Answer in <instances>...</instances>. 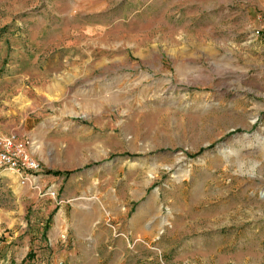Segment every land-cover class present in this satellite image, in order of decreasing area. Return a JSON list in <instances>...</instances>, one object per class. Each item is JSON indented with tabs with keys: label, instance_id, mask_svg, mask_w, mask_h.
<instances>
[{
	"label": "rangeland",
	"instance_id": "obj_1",
	"mask_svg": "<svg viewBox=\"0 0 264 264\" xmlns=\"http://www.w3.org/2000/svg\"><path fill=\"white\" fill-rule=\"evenodd\" d=\"M10 133L144 211L102 264H264V0H0ZM50 198L0 176V264H49Z\"/></svg>",
	"mask_w": 264,
	"mask_h": 264
},
{
	"label": "crops",
	"instance_id": "obj_2",
	"mask_svg": "<svg viewBox=\"0 0 264 264\" xmlns=\"http://www.w3.org/2000/svg\"><path fill=\"white\" fill-rule=\"evenodd\" d=\"M90 176L91 174L83 172H75L68 177L49 174L39 176L41 184L49 186L57 195V199L50 198L55 212L44 244L48 250L49 264H102L112 258L123 259L139 254L141 250L137 244L136 251H129L122 238L113 239L104 222L110 220L132 237L136 234L144 235V211L141 207L130 211L128 200L121 201V204L111 200L105 207L101 203H95L92 198L77 197L84 188L81 185L77 188L76 183ZM13 192L16 195V191ZM61 235H65L66 239L61 240ZM138 260L134 263L137 264Z\"/></svg>",
	"mask_w": 264,
	"mask_h": 264
},
{
	"label": "built area",
	"instance_id": "obj_3",
	"mask_svg": "<svg viewBox=\"0 0 264 264\" xmlns=\"http://www.w3.org/2000/svg\"><path fill=\"white\" fill-rule=\"evenodd\" d=\"M32 143L16 133L0 134V176L12 174L21 186L36 191L40 197H55L50 187H44L39 178L40 165L34 158Z\"/></svg>",
	"mask_w": 264,
	"mask_h": 264
},
{
	"label": "trees",
	"instance_id": "obj_4",
	"mask_svg": "<svg viewBox=\"0 0 264 264\" xmlns=\"http://www.w3.org/2000/svg\"><path fill=\"white\" fill-rule=\"evenodd\" d=\"M55 174H59L58 172H54Z\"/></svg>",
	"mask_w": 264,
	"mask_h": 264
},
{
	"label": "bare ground",
	"instance_id": "obj_5",
	"mask_svg": "<svg viewBox=\"0 0 264 264\" xmlns=\"http://www.w3.org/2000/svg\"><path fill=\"white\" fill-rule=\"evenodd\" d=\"M114 99H116V98H114ZM104 102V101H103Z\"/></svg>",
	"mask_w": 264,
	"mask_h": 264
}]
</instances>
